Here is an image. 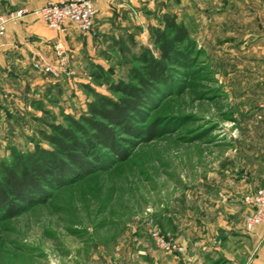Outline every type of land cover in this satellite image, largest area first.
I'll return each instance as SVG.
<instances>
[{"label":"rangeland","instance_id":"rangeland-1","mask_svg":"<svg viewBox=\"0 0 264 264\" xmlns=\"http://www.w3.org/2000/svg\"><path fill=\"white\" fill-rule=\"evenodd\" d=\"M149 1L143 6L129 3L122 15L114 13L123 24L137 23L139 29L135 35L113 40L108 57H102L100 50H81L83 64L76 60V73L73 53L66 46L71 76L42 73L66 86L61 98L35 90L24 108L11 113L0 109L1 159L7 157L10 144L32 149L28 137L36 139L35 129H47L43 123L50 119L35 107L37 102L64 124L61 112L75 118L85 113L90 97L82 84L106 93L105 85L98 86L90 78L91 69L99 67L104 82L126 81L127 69L134 65L132 56L141 47L156 51L151 30L162 26L163 14L176 15L196 43L193 63L184 75L176 76L169 92L149 112L147 125L156 127L152 140L130 148L124 162L49 190L50 196L43 202L14 218L0 220V264H93L95 253L119 258L139 245L159 251L150 237L152 232L176 242L182 254L183 246L173 239V212L195 209L188 206L191 199L219 197L216 189L242 174L264 190V108H260L264 88L256 89L255 77L244 70L252 67L248 58L264 49L255 53L242 40L244 35L224 40L233 37L235 8L249 7L254 0ZM207 9L215 17L223 11V27L230 29L217 33L211 41L204 33ZM11 12L15 11L8 7L1 14ZM247 17L249 14L239 15L240 23L248 24ZM240 23L236 22L237 29L242 28ZM73 80L76 94L68 84Z\"/></svg>","mask_w":264,"mask_h":264},{"label":"crops","instance_id":"crops-1","mask_svg":"<svg viewBox=\"0 0 264 264\" xmlns=\"http://www.w3.org/2000/svg\"><path fill=\"white\" fill-rule=\"evenodd\" d=\"M57 1L59 0H0V14L8 7L11 11L20 9L28 11L22 17L7 23L0 47V109L5 113H11L17 110V107L27 106L33 99L35 90L40 94L45 91L48 94H55L57 99L61 98L66 86L62 82L53 81L48 75L35 71L32 67L33 61L39 57L50 60L51 46L55 40L61 39L71 49L72 63L78 73L76 60L80 65L83 64L81 50L88 53L100 50L99 54L102 57H108L107 49L109 44H113V40L135 35L139 29L137 23L123 24L114 16L115 12L122 15L120 12L124 11L129 3L137 2V6L139 3H142V6L146 2L150 3L149 0H95L98 11L94 18V34L82 37L71 24L66 25L63 33L57 34L49 30L33 13L44 3ZM251 3L245 8L234 7L236 15L233 19V37L224 40H235V36L244 35L242 40L246 41L245 44L249 43L251 50H255L256 53L259 48L264 49V0H254ZM228 8L230 7L225 9ZM207 10V12L204 10V14L208 16L205 18L208 24L204 33L211 41L217 33L230 29L223 27L226 24V18L220 16L223 11L218 13L219 17H215L214 13H210V9ZM245 14H249L248 24L243 25L238 16ZM236 22L240 23L242 28L237 29ZM259 54L248 58L252 67L244 70L255 77L256 89H263L264 51ZM88 68L89 63L85 69ZM68 84L75 93L77 85L74 80ZM260 108L262 109L261 105ZM262 152L260 151L261 154ZM228 182L233 186L235 184L236 187H230L229 183L228 185L225 183L216 189L219 197L191 199L188 206L195 209L173 212V239L183 246L184 253L168 255L154 250L153 247L139 245L127 253L122 252L119 258L100 252L95 253L93 264H264V226L258 225L248 231L244 225L245 216L249 211L244 203V196L258 189L257 182L251 183L243 174ZM261 182L264 184V180Z\"/></svg>","mask_w":264,"mask_h":264},{"label":"trees","instance_id":"trees-1","mask_svg":"<svg viewBox=\"0 0 264 264\" xmlns=\"http://www.w3.org/2000/svg\"><path fill=\"white\" fill-rule=\"evenodd\" d=\"M162 26L152 28L155 52L141 47L132 56L127 80L103 81L99 67L89 76L106 93L82 84L90 100L78 118L60 113L59 123L41 102L35 107L49 117L47 129L28 137L32 149L7 145L0 159V220L14 218L46 200L55 191L124 162L130 148L152 140L150 110L194 61L196 43L176 15L165 13ZM155 128V129H154Z\"/></svg>","mask_w":264,"mask_h":264},{"label":"built area","instance_id":"built-area-1","mask_svg":"<svg viewBox=\"0 0 264 264\" xmlns=\"http://www.w3.org/2000/svg\"><path fill=\"white\" fill-rule=\"evenodd\" d=\"M97 7L93 0H59L55 3H44L33 13L51 31L57 34L63 33L67 24L73 25L82 37L94 34V18ZM28 11L20 9L15 12L0 14V47L6 33L7 23L18 19ZM52 57L50 60L37 58L32 67L35 71L46 73L53 77L71 76L68 71L67 48L61 39L55 40L51 46ZM264 108V101L261 104ZM244 203L249 209L245 216V229L250 231L258 225L264 226V190L257 189L244 197ZM156 248L164 253H179L182 249L176 242L169 241L157 232L150 233Z\"/></svg>","mask_w":264,"mask_h":264}]
</instances>
